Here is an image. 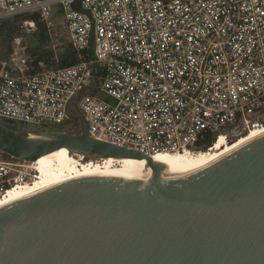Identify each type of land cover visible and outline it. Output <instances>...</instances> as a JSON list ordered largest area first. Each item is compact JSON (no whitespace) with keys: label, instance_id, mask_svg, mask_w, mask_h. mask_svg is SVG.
Masks as SVG:
<instances>
[{"label":"built area","instance_id":"built-area-1","mask_svg":"<svg viewBox=\"0 0 264 264\" xmlns=\"http://www.w3.org/2000/svg\"><path fill=\"white\" fill-rule=\"evenodd\" d=\"M55 7L92 58L36 70L15 38L0 57L3 121L62 125L78 94L70 110L92 137L153 156L202 151L203 133L230 142L264 125V0H0V20L39 12L52 30ZM40 173L37 160L0 149V199Z\"/></svg>","mask_w":264,"mask_h":264},{"label":"water","instance_id":"water-1","mask_svg":"<svg viewBox=\"0 0 264 264\" xmlns=\"http://www.w3.org/2000/svg\"><path fill=\"white\" fill-rule=\"evenodd\" d=\"M77 95L67 109L82 131L25 134L0 121V149L35 161L66 147L161 170L153 155L92 137L70 110ZM0 264H264V134L187 175H88L0 207Z\"/></svg>","mask_w":264,"mask_h":264},{"label":"bare ground","instance_id":"bare-ground-1","mask_svg":"<svg viewBox=\"0 0 264 264\" xmlns=\"http://www.w3.org/2000/svg\"><path fill=\"white\" fill-rule=\"evenodd\" d=\"M263 134L264 125L251 128L245 136L239 137L238 140L232 143H229L224 134H221L213 146L205 151L202 150L196 153L163 152L156 154L153 157L162 166L158 172L153 170L152 163L146 159L125 157L118 159L120 162L119 166H111L110 164L115 161V158L109 157L106 158V166L101 167L93 162H83L80 156V159H77L74 154L70 153L68 148L61 147L39 157L37 159L41 171L39 178L34 183L22 184L11 190L0 199V207L67 181L88 175L131 173L151 178L187 175L205 168Z\"/></svg>","mask_w":264,"mask_h":264},{"label":"trees","instance_id":"trees-1","mask_svg":"<svg viewBox=\"0 0 264 264\" xmlns=\"http://www.w3.org/2000/svg\"><path fill=\"white\" fill-rule=\"evenodd\" d=\"M26 21H34L36 28L30 29L29 26L25 25ZM54 35L53 28L52 30L50 29L48 21L39 12H25L1 19L0 56L5 57L12 52L15 38L22 37L23 44L26 46L25 52L32 57L36 70L44 67H69L80 61L92 58V49L79 51L73 46L67 36L59 38ZM60 42L61 44H59ZM40 62H43L44 66H40ZM2 122L18 129V126L12 125L7 121ZM69 122L73 123L76 128H79V125H81V122L77 119H71ZM215 141V138L211 137V133H203L199 144L203 151H205L213 146ZM232 142L230 140L229 143ZM86 159L89 160V158Z\"/></svg>","mask_w":264,"mask_h":264},{"label":"rangeland","instance_id":"rangeland-1","mask_svg":"<svg viewBox=\"0 0 264 264\" xmlns=\"http://www.w3.org/2000/svg\"><path fill=\"white\" fill-rule=\"evenodd\" d=\"M51 22L53 23L52 28H53V31L55 33V35H54L55 37L62 38V37L67 35L66 29H65L64 24H63V15H62V12L59 10V7H55L54 15H53ZM22 42H23V38H22ZM59 44H61V42ZM72 112H73V110H72ZM0 121L2 122L3 120L0 119ZM81 129H83L82 122H81V125H79V128H76L73 123H70L69 121H67L62 125H53V126H48V127L36 126V125H29L28 127L18 126L17 130H19L25 134H36V133H41L44 131H52V130H63V131H69V132L70 131L73 132L76 130L77 132H80ZM76 157H77V159H80L79 156H76ZM81 161L84 162L83 159H81Z\"/></svg>","mask_w":264,"mask_h":264},{"label":"flooded vegetation","instance_id":"flooded-vegetation-1","mask_svg":"<svg viewBox=\"0 0 264 264\" xmlns=\"http://www.w3.org/2000/svg\"><path fill=\"white\" fill-rule=\"evenodd\" d=\"M71 132V131H70Z\"/></svg>","mask_w":264,"mask_h":264}]
</instances>
